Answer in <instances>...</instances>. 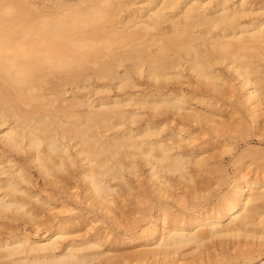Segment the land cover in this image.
Here are the masks:
<instances>
[{"label":"bare ground","instance_id":"obj_1","mask_svg":"<svg viewBox=\"0 0 264 264\" xmlns=\"http://www.w3.org/2000/svg\"><path fill=\"white\" fill-rule=\"evenodd\" d=\"M45 2L0 0V264L120 262L94 250L99 234L70 237L79 219L21 184L31 182L27 165L64 195L76 176L91 206L115 219L128 215L122 195L142 166L157 196L177 198L182 183L187 204L161 206L169 221L142 234L155 247L129 254L135 260L168 262L240 235L263 245L264 178L243 162L218 196L195 184L213 155L199 145L210 137L196 141L186 126L209 123L224 135L225 126L245 134L252 123L264 134V0ZM247 155L264 166V151L250 147L235 161Z\"/></svg>","mask_w":264,"mask_h":264},{"label":"rangeland","instance_id":"obj_2","mask_svg":"<svg viewBox=\"0 0 264 264\" xmlns=\"http://www.w3.org/2000/svg\"><path fill=\"white\" fill-rule=\"evenodd\" d=\"M45 1L49 5L56 0ZM232 108L233 106L231 105L226 106V110ZM236 109L238 111L239 108ZM242 114H246L244 109H241L235 115ZM186 127L188 132H193L194 129H197L195 132L197 135V138H195L196 141L210 137L206 143L199 145L204 147L203 155H213L209 168L196 171L195 184L209 187L214 195L218 196L230 188L234 175L238 172L243 162L250 164L244 169L245 173H248V175L256 174L258 178H264V169H262L264 166L255 168L256 163H252L250 156L247 155L242 160L235 161L236 156L246 147L264 151V134L259 135L258 131L253 129L252 123H249L247 133L245 134H240L237 131L238 127L225 126L227 127V131L224 135H220V133H214L210 130L209 123H202L201 126L193 123ZM261 131H264V129ZM228 134L231 138L228 137ZM17 156L21 157V155ZM262 161L260 160L259 162L262 163ZM141 168L138 178L134 179L133 186L135 188L132 190V194L122 195L126 198L123 199L124 202L122 201V204L125 205V209L128 208L130 211L128 215H123L119 219H115L109 214L100 211V209L91 206L84 192L85 184L76 176L71 184H65L67 188L64 190L67 193L64 195L62 193L63 190L59 188L62 184H43V178L37 173L36 169L31 165H27L25 169L31 182L21 181V184L38 189L42 195L45 193L54 195L55 199L51 201V204L56 205L55 210L61 211L59 215H76L77 219H79V222L69 229L68 234L70 237L79 241L81 236H88L90 238L96 233L99 234L102 240L101 245L94 250L105 251L104 255H117L120 258L119 264H244V262L246 264H264V244L260 245V240L255 239L252 235L250 237L248 235L247 238L240 235L237 238L225 237L212 241L209 240L198 252L186 254L180 259L175 258L168 262L146 257H144L145 259L135 260L129 254L142 248L155 247V241L153 240L150 243L147 240L149 236H143L142 234L159 225L161 226L164 221H169L170 215L168 213H165L163 215L164 217H161V206L169 205L170 211L177 212L182 204H187L185 200L188 197L186 195L187 189L179 182L177 183L178 189L176 191L180 193L177 197L180 201L176 197L167 196L166 193L162 196L155 195L157 192L154 191L147 179V166H142ZM257 189L255 188V190ZM137 199H140L141 202L144 201L140 205L145 204L148 207L141 209L135 208L133 201ZM62 201L64 202L63 206ZM258 206L260 213L264 214V202ZM154 223L156 224L153 225ZM31 228V225L27 224V231L31 232ZM129 239L131 240L130 242L123 243V241ZM237 249H255V252H253L251 257L228 258L225 255L226 253H234ZM202 254H206L202 260H194L199 255L202 256ZM208 255L210 257L209 260L207 259Z\"/></svg>","mask_w":264,"mask_h":264}]
</instances>
